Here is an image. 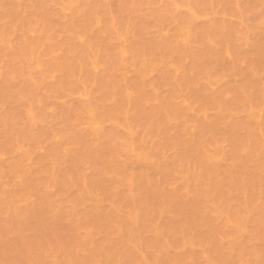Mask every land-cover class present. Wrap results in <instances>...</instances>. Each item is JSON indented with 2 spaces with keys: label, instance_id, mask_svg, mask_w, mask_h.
<instances>
[{
  "label": "rangeland",
  "instance_id": "obj_1",
  "mask_svg": "<svg viewBox=\"0 0 264 264\" xmlns=\"http://www.w3.org/2000/svg\"><path fill=\"white\" fill-rule=\"evenodd\" d=\"M0 264H264V0H0Z\"/></svg>",
  "mask_w": 264,
  "mask_h": 264
}]
</instances>
